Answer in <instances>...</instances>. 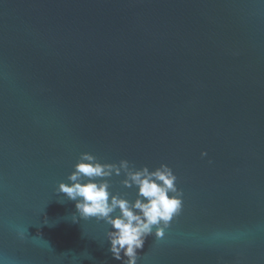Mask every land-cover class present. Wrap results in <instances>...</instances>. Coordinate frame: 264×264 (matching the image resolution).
<instances>
[{"label": "water", "instance_id": "1", "mask_svg": "<svg viewBox=\"0 0 264 264\" xmlns=\"http://www.w3.org/2000/svg\"><path fill=\"white\" fill-rule=\"evenodd\" d=\"M82 152L177 175L138 264H264V0H0V264H121L55 191Z\"/></svg>", "mask_w": 264, "mask_h": 264}, {"label": "clouds", "instance_id": "2", "mask_svg": "<svg viewBox=\"0 0 264 264\" xmlns=\"http://www.w3.org/2000/svg\"><path fill=\"white\" fill-rule=\"evenodd\" d=\"M200 155L205 157L208 153L202 151ZM113 176L123 177L119 180L123 188L135 189L134 199L128 192L113 191ZM177 181L173 168L165 163L150 170L147 165L137 167L127 159L105 162L94 154L82 152L67 182L61 181L55 191L75 202L73 222L78 218H94L109 226L105 241L114 260L138 264L139 250L143 249L146 239L151 236L162 240L183 211L184 192ZM17 236L25 239L22 231ZM221 237L226 234L214 233V238Z\"/></svg>", "mask_w": 264, "mask_h": 264}]
</instances>
